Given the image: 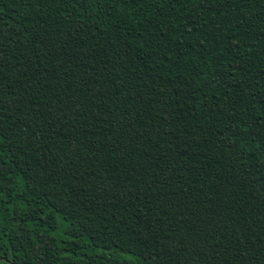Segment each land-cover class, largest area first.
Masks as SVG:
<instances>
[{
	"label": "trees",
	"instance_id": "1",
	"mask_svg": "<svg viewBox=\"0 0 264 264\" xmlns=\"http://www.w3.org/2000/svg\"><path fill=\"white\" fill-rule=\"evenodd\" d=\"M0 264H264V0H0Z\"/></svg>",
	"mask_w": 264,
	"mask_h": 264
}]
</instances>
